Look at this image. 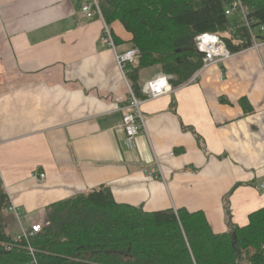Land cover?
<instances>
[{"label": "crops", "instance_id": "obj_1", "mask_svg": "<svg viewBox=\"0 0 264 264\" xmlns=\"http://www.w3.org/2000/svg\"><path fill=\"white\" fill-rule=\"evenodd\" d=\"M81 7V0H0V182L21 213L19 221L8 214L11 235L45 223L48 206L99 187L146 212H201L216 235L245 227L264 208L259 27L250 28L252 47L195 83L137 98L145 130L127 148L117 109L128 103L129 83L100 41L103 22ZM110 29L116 51L130 49L124 28ZM159 76L158 67L143 70L139 87Z\"/></svg>", "mask_w": 264, "mask_h": 264}, {"label": "trees", "instance_id": "obj_2", "mask_svg": "<svg viewBox=\"0 0 264 264\" xmlns=\"http://www.w3.org/2000/svg\"><path fill=\"white\" fill-rule=\"evenodd\" d=\"M105 23L118 22L131 36L136 62L126 79L144 99L140 73L158 67L173 88L201 68L195 39L217 35L231 54L253 46L245 23L226 17L228 0H97ZM250 28L264 27V0H242ZM259 40L264 41L260 33ZM10 201L0 182V264H264V208L245 227L216 235L201 212H146L117 203L99 187L46 208V223L27 242L8 233ZM33 248L31 255L27 245Z\"/></svg>", "mask_w": 264, "mask_h": 264}, {"label": "built area", "instance_id": "obj_3", "mask_svg": "<svg viewBox=\"0 0 264 264\" xmlns=\"http://www.w3.org/2000/svg\"><path fill=\"white\" fill-rule=\"evenodd\" d=\"M82 1V13L85 15L87 19H91L94 16H98L103 22V28L101 32L100 41L101 43L110 49L114 53L115 62L117 67L126 82V76L128 73V65H132L136 62L137 58V50L136 49H128L122 53H118L116 51V45L113 38L112 31L110 26H108L104 18L102 16L101 10L99 8L97 0H81ZM226 17L232 18L234 15H238L242 21L245 23L246 27L250 30V22L248 20V13L243 7L242 0H228V4L224 11ZM260 33L264 34V27H260ZM251 38L254 41V37L251 34ZM196 50L203 56L202 59V68L186 83L192 84L195 83L202 72L206 69L216 66L219 64L226 63L231 57L232 54L227 49L225 43L214 34H201L195 39ZM259 45L255 44L257 48ZM127 83V82H126ZM128 86V85H127ZM173 87L170 83V79L165 76H159L158 78L151 80L146 83L143 88V93L145 96V101L156 100L160 97H163L167 94L173 92ZM129 98L126 107L118 108L117 111L122 113L121 127L126 135L125 145L127 148H133L135 144L136 137L145 130V123L141 114L140 107L142 105V101L138 100L130 86L128 87ZM35 180L40 184L44 181V174H35ZM262 189H264V183L262 185ZM8 212L11 213L16 220L21 219V213L17 211V209L9 207ZM48 225V223L42 224H33L29 229H22L19 233H17L13 240L17 243L27 242L34 235L39 233L43 226ZM28 252L32 255L33 248L28 244L26 246ZM260 253L262 260L264 262V242L260 246Z\"/></svg>", "mask_w": 264, "mask_h": 264}, {"label": "rangeland", "instance_id": "obj_4", "mask_svg": "<svg viewBox=\"0 0 264 264\" xmlns=\"http://www.w3.org/2000/svg\"><path fill=\"white\" fill-rule=\"evenodd\" d=\"M117 50H118V49H117ZM8 214H9V212H7V214H4L5 216L7 215V216H6V217H7V218H6V219H7V220H6V221H7V222H6V224H7V229H6V230L8 231L9 234H13V230H14V229H11V227H9V225H11V223H12L11 220H13V218H12V216H10V215H8ZM13 236H15V235H13ZM13 236H12V237H13Z\"/></svg>", "mask_w": 264, "mask_h": 264}]
</instances>
